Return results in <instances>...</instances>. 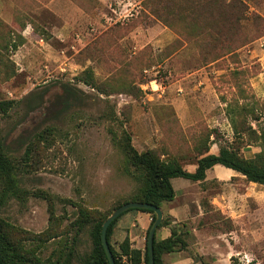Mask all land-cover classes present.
<instances>
[{
    "label": "rangeland",
    "instance_id": "obj_1",
    "mask_svg": "<svg viewBox=\"0 0 264 264\" xmlns=\"http://www.w3.org/2000/svg\"><path fill=\"white\" fill-rule=\"evenodd\" d=\"M242 2L247 20L222 37L229 12L205 6L0 0V101L15 102L0 113V143L22 191L0 218L15 242L41 258L65 252L80 210L108 216L128 200L139 184L112 142L123 132L137 152L153 150L187 171L205 150L264 155V0ZM85 69L101 92L76 81ZM179 183L193 198L179 226L185 246L163 253L161 264H264V186L252 185L257 206L236 201L249 184L239 174L226 187L173 179ZM221 193L226 211L210 204ZM47 229L59 236L37 248L32 239ZM78 240L87 254V227ZM117 254L118 264H130Z\"/></svg>",
    "mask_w": 264,
    "mask_h": 264
},
{
    "label": "trees",
    "instance_id": "obj_2",
    "mask_svg": "<svg viewBox=\"0 0 264 264\" xmlns=\"http://www.w3.org/2000/svg\"><path fill=\"white\" fill-rule=\"evenodd\" d=\"M164 3L171 2L174 7H180L184 4H189L194 10L201 7L209 9L226 10L229 16L225 19V32L217 33L222 37H226L228 33L234 29L233 25H239L241 21H246V9L244 8L242 0H162ZM186 1V2H185ZM180 4V5H179ZM171 15H175L170 12ZM158 20L162 21L167 26L172 24L163 20L156 12H152ZM76 81L83 85L100 91L99 85L94 78L90 69L83 70L76 78ZM15 102L0 101V113L6 114ZM113 144L121 151L124 157V165L127 167L126 174L131 176L135 182L139 184L136 191L123 203H117L113 206L112 211L120 205L128 202H145L153 206L162 207L163 203H169L174 198V191L171 185V180L174 178H182L190 182H202L205 179V173L215 165H220L224 168L231 169L237 174L243 176L247 182L255 183L264 186V155L258 154L254 159H242L233 151L225 148H220L217 155L206 154L207 150L199 154L196 159L195 169L189 172L183 169L176 159H161L153 150H146L137 152L131 145L130 136L127 132H123L119 137L112 136ZM5 146L0 143V209L5 203L12 198H19L22 191L16 185V166L15 161L8 154ZM30 152L25 150L24 157L28 158ZM128 167L133 169V172L128 170ZM130 211H138L150 215L151 220L145 232L144 250L140 253L137 250H129L127 240H124L120 246V253L127 256V261L130 264H147L146 251V235L155 215L149 210L131 209L119 215L106 230V240L108 247L113 256L114 264H118L117 252L110 245V238L113 232V227L117 220L124 214ZM107 217H95L86 210L78 212V219L74 222L73 228L76 229L75 236L71 242L65 241L63 250H58L56 254L46 258H41L36 254L35 249L22 246L13 240L11 235L12 226L0 218V264H109L105 256L100 242V230L102 222ZM169 217V216H168ZM170 218V217H169ZM163 217V220L157 230L162 227H168L170 236L165 240H157L154 237L153 253L154 264H161V255L163 253H171L176 250L184 248L185 243L182 239L180 229L171 226L172 219ZM88 229V236L90 239V250L87 254L80 253L77 248L79 233L85 228ZM47 229L32 242L37 244L39 248L40 243L47 242L51 239L57 238L59 235L50 234ZM44 236V239L41 237ZM77 237V238H76Z\"/></svg>",
    "mask_w": 264,
    "mask_h": 264
},
{
    "label": "crops",
    "instance_id": "obj_3",
    "mask_svg": "<svg viewBox=\"0 0 264 264\" xmlns=\"http://www.w3.org/2000/svg\"><path fill=\"white\" fill-rule=\"evenodd\" d=\"M195 168L192 170H188L189 172H193ZM238 175L231 169H224L220 165H215L211 169L207 170L205 173L204 181L200 182V184L204 182L216 181L220 186L226 187L228 180L231 177H235ZM198 183V182H195ZM171 185L174 191V198L171 202L167 203L165 207H161L163 215H168L171 219V226H175L177 228L183 227L184 224L182 222L188 218L189 214V205L191 200L193 199L191 195L188 194L187 190L181 189V186H185L186 184L179 183L177 188L173 186V179L171 180ZM252 185L255 183L249 182L248 185L242 184L245 188L242 191H237L236 201L240 200L243 202H252L255 201L256 205L259 206L261 196L260 194H255L251 190ZM256 187V186H255ZM226 189V188H224ZM236 190V189H235ZM198 194H201L200 192ZM210 204H216L220 207L221 211H226V202L227 197L224 193L220 195H216L215 197H210ZM180 200L178 203L177 200ZM177 202V204H175ZM197 209H199L197 215H203L200 210V206L197 205ZM196 215V216H197ZM151 217L147 213H142L138 211H130L126 214L122 215L113 227V232L110 238V245L116 252H120L119 246L124 241L127 240L129 245V250H137L140 253L144 250L145 244V232L149 226ZM225 235V234H224ZM228 235V234H227ZM170 236V230L168 227H162L159 230H156L155 237L157 240H165ZM176 250V251H182ZM122 257L127 259V256L123 255Z\"/></svg>",
    "mask_w": 264,
    "mask_h": 264
},
{
    "label": "water",
    "instance_id": "obj_4",
    "mask_svg": "<svg viewBox=\"0 0 264 264\" xmlns=\"http://www.w3.org/2000/svg\"><path fill=\"white\" fill-rule=\"evenodd\" d=\"M131 209L149 210L152 211L155 215L154 221L150 225L146 235L147 264H154L153 242H154L155 232L162 222L163 212L161 208L145 202L124 203L119 207L115 208L102 222L101 230H100V242L103 251L105 253V256L109 264H114L113 256L110 252L106 240V230L108 226L111 224V222H113L119 215Z\"/></svg>",
    "mask_w": 264,
    "mask_h": 264
},
{
    "label": "built area",
    "instance_id": "obj_5",
    "mask_svg": "<svg viewBox=\"0 0 264 264\" xmlns=\"http://www.w3.org/2000/svg\"><path fill=\"white\" fill-rule=\"evenodd\" d=\"M122 258H124V257H122ZM124 260H127L126 258H124Z\"/></svg>",
    "mask_w": 264,
    "mask_h": 264
}]
</instances>
